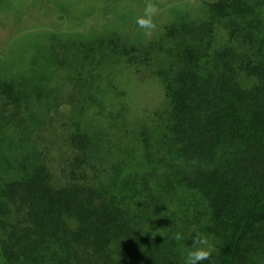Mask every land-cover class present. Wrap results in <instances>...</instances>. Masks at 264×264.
Masks as SVG:
<instances>
[{"label":"trees","instance_id":"16d2710c","mask_svg":"<svg viewBox=\"0 0 264 264\" xmlns=\"http://www.w3.org/2000/svg\"><path fill=\"white\" fill-rule=\"evenodd\" d=\"M14 1L21 8H31L49 0ZM146 1L116 0L119 5L129 6L136 15H141ZM150 1L155 7L161 4L159 0ZM166 1L175 5L185 0ZM201 1L209 16L221 22L224 29L228 28L227 22L235 21L234 27L239 26L237 21L245 22L255 13L251 0ZM260 1L264 6V0ZM53 4L62 10L66 3L54 1ZM165 6L156 10L161 12ZM95 17L97 22L91 15L86 17L90 26L83 34L88 39L85 47H99L110 59L109 63L115 61L126 71L139 73L142 70L145 76L162 86L168 112L157 126L164 120L163 129L168 131L172 141L190 144L181 149L184 155L189 156L191 144L195 143H200L202 148L242 146L236 172L199 167L185 180L188 187L201 193L206 201L209 232L215 239L213 264H248L253 247H264V44L255 47L253 33L238 39L229 36V41L240 42L246 58L253 64L247 68V76L253 80L251 88H247L233 82L228 62L220 63L215 74L202 77L197 71V56L199 59L200 56L188 48L176 61H172L174 53L171 52L173 56L160 55V63L150 64L156 50L138 49L133 44V36L115 37L103 33L91 43L93 38H88L91 28L100 26L105 19ZM132 18L134 22L139 19L138 16ZM58 25L60 30H65L66 21ZM175 32H167L166 37L171 39ZM158 46L162 45L158 42ZM83 49L80 47V53H84ZM90 54L93 69L88 72L92 76L84 79L81 89L73 83L68 92L74 105L88 106V114L79 112L86 116V122L91 117V106L100 105L97 93L103 89L99 85L103 83L102 78L97 80V50L91 48ZM230 55L225 53V57ZM52 57L60 65L58 56ZM49 58L46 54V63L52 62ZM34 79L26 75L0 79V264H184V250L179 251L185 238L183 233L171 229L172 236L179 232L183 238L175 241L167 234L165 241L144 231L154 227L150 216L153 210L159 206L169 209L171 205L165 200L168 196L157 190L158 194H148L152 198L150 203L142 201L144 206L140 209L146 211L142 212L149 221L146 227L140 224L132 206H128V194L121 187L124 183L131 193V203L134 188L128 181L120 182L119 174L113 176L109 172L118 171V166L111 168L105 151L100 150L97 157L95 155L93 144L98 131L93 125L82 127L84 117L79 122L80 114L74 117L77 129L73 132L50 131L51 97L56 100L61 97L57 89L39 98L33 96ZM45 100L48 103L44 109L48 106L49 109L43 112ZM29 103L38 108L31 115L21 107ZM119 118H123V112L118 113L115 120ZM124 122L116 123L120 127ZM59 135L65 137L69 149L65 155L61 152L52 155V149L45 143L54 144V138ZM136 141L134 139V149L139 152ZM117 148L125 154L131 150L128 146ZM201 150L196 154L200 156ZM72 151L76 154L73 160ZM176 166L184 168L183 162ZM145 181L143 178L145 188L151 190ZM143 192L141 189L140 193ZM168 213L173 212L166 210L165 214Z\"/></svg>","mask_w":264,"mask_h":264},{"label":"rangeland","instance_id":"374dc122","mask_svg":"<svg viewBox=\"0 0 264 264\" xmlns=\"http://www.w3.org/2000/svg\"><path fill=\"white\" fill-rule=\"evenodd\" d=\"M54 1L65 2L64 9H56L53 6ZM67 1L70 4L66 0H49L48 3L39 6L21 8V5L17 6L14 0H0V79L21 75L34 77L36 85L32 88L36 92L33 96L37 98L41 94L49 93L51 89H57L61 98L56 100L54 96L51 97L50 108L53 120L49 130L56 129L59 133L62 132L61 130L73 132L77 129L74 117L79 115L80 111L88 114V106L84 107V103L78 107L74 105L71 98H68V92L70 85L77 84L76 88L79 90L85 85L84 79H90L92 76L88 72L93 69L90 63V49L95 48L96 60L99 61L96 65L97 80L102 78L103 82L99 83L103 86L102 91L99 90L97 93L100 105L91 106V117L88 122L84 114H80L79 122L83 116L82 127L93 125L99 133V136H94L93 150L96 157L100 150L105 151L109 156L111 168L116 165L119 171L109 172L113 176L119 174L120 182L128 181L132 185L135 190L133 203H131L132 195L124 183L121 188L128 194V206H132V212L145 227L149 220L144 213L146 211L140 209V206H144L142 201L150 203L152 198H149L148 194L151 192L168 196L165 200L171 206L169 209L159 206L157 210H153L150 216L154 227L150 231L144 229L145 232L153 235V238L165 241L167 234L172 236L171 229L183 233L185 238L183 245L179 247V251L184 250L183 258L186 250L193 243V238L202 235L212 247L209 258L202 264H213L215 239L209 232L207 204L201 193L188 187L185 177L190 176L199 167L236 172L237 161L243 151L242 146L223 145L217 148H202L200 143L198 145L195 143L191 144L189 156L184 155L181 149L190 144L172 141L168 131L163 129L164 120L160 127L157 126L161 118H164L165 112H168L162 86L145 76L142 70L139 73L134 70L126 71L119 68L115 61L109 63L110 59L106 58L99 47H85L88 45L85 40L88 39L83 34L90 26L86 17L91 15L94 21H96L95 16L105 18L102 19L100 26L91 28L92 32H89L90 37H88L93 38L91 43L96 42L95 37L103 33L115 37L133 36V44L138 49L146 47L156 50L150 64L160 63L158 56L166 57L171 52L174 53L172 61H176L181 52L188 48L194 50L196 56L197 53L200 56V59L197 56L199 67L197 71L202 77H206L209 73L215 74L220 68V63L228 62L231 65L228 73L233 82L251 88L253 80L251 81L250 75L247 76L249 74L247 68L253 64L246 58L240 42L229 41V36L238 39L253 33L255 47L264 44L263 4L260 0H251L254 5V15L245 22L237 21L239 26L234 27L235 21L227 22L228 28L224 29L221 22L209 16L201 0H185L175 5L168 4L166 0H159L161 4L157 7L152 6V1L148 0L142 7L141 15L134 14L129 6L117 4L116 0ZM161 6H165L162 8L163 11L156 10L150 17L152 25L150 29L135 25L132 16L148 19L146 9L149 7L158 9ZM64 21H66L65 30H60L58 23ZM166 26L169 27L168 31ZM74 27L79 29L72 30ZM167 32L168 34L175 32V34L168 39ZM158 42L162 46L156 47ZM80 47H84V53H80ZM225 53L231 55L225 57ZM46 54L50 55L51 63L48 61L46 63ZM54 54L58 56L60 65L56 59L53 60ZM42 88L40 92L39 89ZM46 103H48L46 100L42 103L43 112L49 109V106L47 110L44 109ZM21 107L25 112H29V115L38 110L33 103ZM120 112H123V118L117 121L115 118ZM119 121L125 122L118 127L119 124L116 122ZM85 131L90 133L88 129ZM134 139L138 142L136 147H139V152H135ZM45 145L52 149V155H59L60 152L65 155L69 149L62 135L54 138V144L45 143ZM119 146H128L131 150L125 154L124 151L118 150ZM198 150H201L200 156L196 154ZM75 155L72 151V160ZM182 162L184 168L179 169L176 164ZM86 170L90 171L88 167ZM143 178L146 179L145 182L151 190L145 188ZM141 189H144L143 194L140 193ZM166 210L173 213L165 214ZM156 241L154 244H157ZM248 264H264V247H253Z\"/></svg>","mask_w":264,"mask_h":264},{"label":"clouds","instance_id":"9594fccd","mask_svg":"<svg viewBox=\"0 0 264 264\" xmlns=\"http://www.w3.org/2000/svg\"><path fill=\"white\" fill-rule=\"evenodd\" d=\"M156 11L155 8L149 7L146 9L148 19L140 18L136 22L139 26L150 29L152 27L150 17ZM175 241H181L182 235L177 232L171 237ZM191 246L186 250L184 255V264H202L207 260L212 252L211 245L208 244L207 239L202 235H197L193 238Z\"/></svg>","mask_w":264,"mask_h":264}]
</instances>
